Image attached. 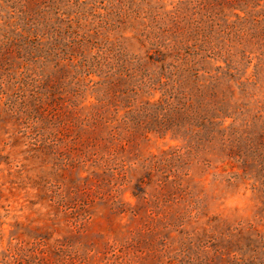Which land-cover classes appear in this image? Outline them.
<instances>
[{
	"label": "rangeland",
	"instance_id": "374dc122",
	"mask_svg": "<svg viewBox=\"0 0 264 264\" xmlns=\"http://www.w3.org/2000/svg\"><path fill=\"white\" fill-rule=\"evenodd\" d=\"M40 4L0 0L6 31L42 26L0 91V264H264V0ZM166 46L197 54L210 104L226 75L232 131L155 133L144 74Z\"/></svg>",
	"mask_w": 264,
	"mask_h": 264
},
{
	"label": "trees",
	"instance_id": "16d2710c",
	"mask_svg": "<svg viewBox=\"0 0 264 264\" xmlns=\"http://www.w3.org/2000/svg\"><path fill=\"white\" fill-rule=\"evenodd\" d=\"M37 1L39 9L41 0ZM30 19L32 23H29ZM21 23L19 28L8 31L5 30V26H1L2 29L0 27V91L8 85L15 84L17 77L23 75V70L26 73L29 72L28 67L32 65L33 59H37L36 41L38 39L36 34L41 31L40 27L42 26L31 25L34 23L31 16ZM42 23L47 27L51 22L46 17L42 18ZM196 56V53L190 52H186V55L182 56L173 47L166 46V51L159 52V57L156 60L151 59L147 62L148 66L153 69L145 72L143 87L159 92L160 99L153 103L146 102L143 109L149 111V118L159 125L158 132L155 133L160 137H164L173 128L180 131L181 125L186 124L199 128L196 134L192 133L199 138L203 137L207 131L215 134L212 136L213 139L218 136L222 137L226 130L232 131L231 127L227 129L222 127L221 120L228 117L225 115L226 110L222 101L219 104L215 103L217 99L213 93L216 86L225 83L226 75L215 74L212 76L208 74L207 76L209 84L205 88L209 89L210 87L211 89L213 96L208 94V97L211 98L213 106L206 100L205 93L202 91L204 87L199 84L202 77L199 75L201 70L194 69L195 63H199L194 60ZM139 64L140 61L137 59L134 62V66H137L133 68L135 71ZM140 70L141 68L136 72L139 73ZM47 81L52 82L50 77ZM215 113L223 115L220 121H216L217 117L213 116ZM206 115L210 120L209 124ZM232 141L241 144V140L236 136Z\"/></svg>",
	"mask_w": 264,
	"mask_h": 264
}]
</instances>
